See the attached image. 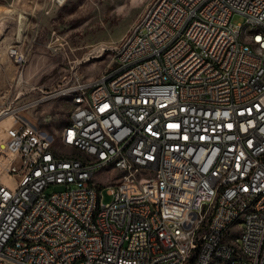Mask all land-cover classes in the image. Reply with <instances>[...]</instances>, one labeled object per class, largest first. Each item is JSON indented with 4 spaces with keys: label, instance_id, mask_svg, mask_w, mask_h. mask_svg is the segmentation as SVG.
Segmentation results:
<instances>
[{
    "label": "built area",
    "instance_id": "built-area-1",
    "mask_svg": "<svg viewBox=\"0 0 264 264\" xmlns=\"http://www.w3.org/2000/svg\"><path fill=\"white\" fill-rule=\"evenodd\" d=\"M263 30L264 0H155L113 68L52 93L76 90L55 136L0 110V264H264Z\"/></svg>",
    "mask_w": 264,
    "mask_h": 264
},
{
    "label": "rangeland",
    "instance_id": "rangeland-1",
    "mask_svg": "<svg viewBox=\"0 0 264 264\" xmlns=\"http://www.w3.org/2000/svg\"><path fill=\"white\" fill-rule=\"evenodd\" d=\"M153 1L0 0V110L38 121L55 136L69 119L64 101L69 99L52 93L75 73L95 77L113 68L114 50ZM245 21L239 13L231 18L233 24ZM13 49L25 55L23 65L11 55ZM119 174L106 167L95 179ZM107 184L105 203L113 200Z\"/></svg>",
    "mask_w": 264,
    "mask_h": 264
},
{
    "label": "bare ground",
    "instance_id": "bare-ground-1",
    "mask_svg": "<svg viewBox=\"0 0 264 264\" xmlns=\"http://www.w3.org/2000/svg\"><path fill=\"white\" fill-rule=\"evenodd\" d=\"M246 20L253 19V12H241ZM230 33H237V26H230ZM166 37V29L165 28H151L145 29V36L137 38L135 40V44H133V51H140V49L144 47L150 46V38H165ZM263 44H264V30H263ZM62 95H55V97H59ZM63 97L71 100L76 97V90H65L63 91ZM107 164H99L95 166L94 170V179L96 173L103 168H106ZM240 222V215H230L229 223H237ZM230 261H238V254H230ZM202 264H228V257L225 255H217V259L208 258L205 263Z\"/></svg>",
    "mask_w": 264,
    "mask_h": 264
}]
</instances>
